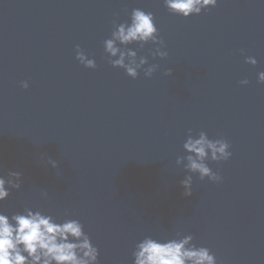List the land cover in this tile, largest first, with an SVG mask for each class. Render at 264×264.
<instances>
[{"label": "water", "instance_id": "1", "mask_svg": "<svg viewBox=\"0 0 264 264\" xmlns=\"http://www.w3.org/2000/svg\"><path fill=\"white\" fill-rule=\"evenodd\" d=\"M133 8L153 13L168 53L153 59L155 46H128L159 66L150 78L113 68L103 48ZM76 45L95 69L75 59ZM260 71L264 0H217L188 18L163 0H0V169L22 173L0 211L79 219L99 264H132L145 235L177 231L218 264H264ZM189 129L226 139L232 156L208 162L222 182L193 175L184 197L180 181L190 173L176 158L186 155Z\"/></svg>", "mask_w": 264, "mask_h": 264}, {"label": "clouds", "instance_id": "2", "mask_svg": "<svg viewBox=\"0 0 264 264\" xmlns=\"http://www.w3.org/2000/svg\"><path fill=\"white\" fill-rule=\"evenodd\" d=\"M163 3L171 14L183 18L200 15L202 10L217 6V0H163ZM132 44L140 49L147 44L155 46L150 50L153 59L167 57L152 12L133 8L127 21L113 22L110 38L103 41L107 62L113 68L123 69L132 79L141 71L145 77H152L159 66L149 64L146 56L138 57L137 51L128 47ZM75 59L85 68L97 67L95 59L80 45L75 46ZM245 63L256 66L258 62L246 56ZM164 75L171 76L172 70H166ZM257 82L264 84V71L257 74ZM240 84L248 85L249 81L244 79ZM20 86L27 89L29 82L21 81ZM182 147L186 155L178 156L176 165H182L185 172L190 173L180 181L184 197L192 195L193 175H198L202 181L207 178L213 183L222 182L223 178L208 162H225L231 158V145L226 139H211L205 131L193 134L189 129ZM48 163L53 169L58 168L57 161L49 159ZM21 187L20 171L0 169V203ZM43 195L46 197L47 193ZM193 241V235L179 231L165 239L145 235L131 252L132 264H218L209 248L197 246ZM99 256L100 251L85 231L84 224L67 213L57 217L28 207L10 214L0 211V264H99Z\"/></svg>", "mask_w": 264, "mask_h": 264}]
</instances>
